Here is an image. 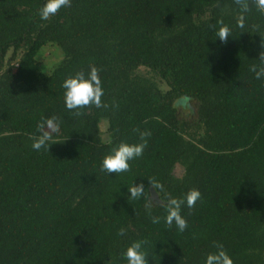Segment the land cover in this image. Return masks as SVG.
Returning a JSON list of instances; mask_svg holds the SVG:
<instances>
[{"label":"trees","instance_id":"trees-1","mask_svg":"<svg viewBox=\"0 0 264 264\" xmlns=\"http://www.w3.org/2000/svg\"><path fill=\"white\" fill-rule=\"evenodd\" d=\"M45 3L0 0V264H128L141 240L149 264H205L216 243L233 264H264V77L250 70L261 65L264 13L253 0L247 13L234 0H71L42 20ZM47 45L63 54L50 71L38 60ZM93 65L108 107L76 117L62 85ZM184 97L189 107L174 108ZM47 119L57 143L36 151ZM140 131L151 136L130 171H104ZM148 178L163 184L162 201L200 191L181 207L185 231L165 224L158 200L149 215ZM140 183L145 197L133 200L128 187Z\"/></svg>","mask_w":264,"mask_h":264},{"label":"clouds","instance_id":"clouds-1","mask_svg":"<svg viewBox=\"0 0 264 264\" xmlns=\"http://www.w3.org/2000/svg\"><path fill=\"white\" fill-rule=\"evenodd\" d=\"M242 13H247L250 11L249 0H234ZM257 9L264 13V0H253ZM71 6V0H46V3L38 10V15L42 20H48L52 16H55L61 8H66ZM218 23L221 25L216 32V36L223 43H227L228 38L231 36V30L227 25H224L223 21L220 20ZM238 27L241 29L245 28L244 16L241 15L238 18ZM252 31L258 33V26L253 25ZM261 47L264 48V37L261 39ZM259 59L261 65L257 68L256 65L251 67V71L255 73L256 79H261L264 77V51L260 52ZM99 69L96 66H90V71L85 76L83 71L76 73L74 76L66 78L63 82L64 92V102L66 108L74 116L80 117L84 115L83 109L91 106L97 108H107L108 105L102 101V96L104 91L102 88V82L99 76ZM190 105V98L184 97L182 100L173 103L174 108H188ZM45 128L49 130H45ZM37 130L40 133L38 136H34L32 148L36 151L41 149H46L49 151V146L52 143H57L53 140V133L59 131V125L53 119H47L41 121L37 124ZM136 131H139L138 129ZM140 143L128 144L120 143L118 147L114 148L112 153L106 155L102 162V169L109 174H120L130 171L129 161L134 160L143 155L144 149L147 147V138L151 136L150 131H140ZM106 142L110 143V139ZM149 184L155 190L157 196L159 197V191H164V186L158 182L155 178H148ZM128 192L130 193V198L133 200H138L145 197V187L143 183L133 184L128 187ZM201 198V193L197 189H192L188 191L184 198H176L169 196L166 200L162 201L159 199L165 210L166 215L164 217L165 224L171 228L173 224L177 227L180 232L185 231L188 227L187 220L181 215V207L186 203L189 209L193 208L196 202ZM154 199L148 200L145 204L146 210H148L149 215H151V208L153 206ZM157 203V202H155ZM153 223H159L160 217L152 216ZM126 233L125 228H120L118 235L123 236ZM147 241H135L126 250L124 254L127 258L128 264H149L147 255L142 251V245L146 244ZM216 252H211L207 254L205 264H233V260L224 250L223 245L216 243Z\"/></svg>","mask_w":264,"mask_h":264},{"label":"rangeland","instance_id":"rangeland-1","mask_svg":"<svg viewBox=\"0 0 264 264\" xmlns=\"http://www.w3.org/2000/svg\"><path fill=\"white\" fill-rule=\"evenodd\" d=\"M62 58H63L62 52L60 51V49H58L54 45L45 46L44 48H42L41 52L38 54V60L41 64L42 68L46 71L52 70V68L55 66V64L57 62H59ZM141 73H143L144 75H146L148 77L154 76V74L151 71H149L148 69H146L144 67L141 68ZM106 128H107V123L105 121H103L101 123V129H102V132L104 135L106 132ZM47 130H49V129H47ZM178 168H179L178 173H180V172L182 173L183 168L181 166H179Z\"/></svg>","mask_w":264,"mask_h":264},{"label":"water","instance_id":"water-1","mask_svg":"<svg viewBox=\"0 0 264 264\" xmlns=\"http://www.w3.org/2000/svg\"><path fill=\"white\" fill-rule=\"evenodd\" d=\"M151 193H152V197H153V199H155V200H158V202H159V197L157 196V194H156V192H155V190L153 189V188H151ZM161 200V199H160Z\"/></svg>","mask_w":264,"mask_h":264}]
</instances>
